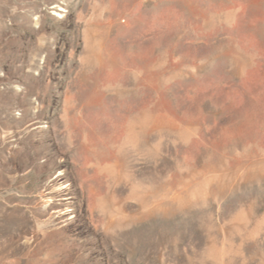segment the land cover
<instances>
[{"label":"rangeland","instance_id":"rangeland-1","mask_svg":"<svg viewBox=\"0 0 264 264\" xmlns=\"http://www.w3.org/2000/svg\"><path fill=\"white\" fill-rule=\"evenodd\" d=\"M0 264H264V0H0Z\"/></svg>","mask_w":264,"mask_h":264}]
</instances>
